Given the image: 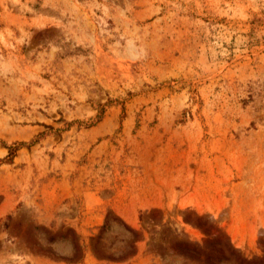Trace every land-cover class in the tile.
I'll return each instance as SVG.
<instances>
[{"label":"rangeland","instance_id":"obj_1","mask_svg":"<svg viewBox=\"0 0 264 264\" xmlns=\"http://www.w3.org/2000/svg\"><path fill=\"white\" fill-rule=\"evenodd\" d=\"M227 243L264 264V0H0V264Z\"/></svg>","mask_w":264,"mask_h":264},{"label":"trees","instance_id":"obj_2","mask_svg":"<svg viewBox=\"0 0 264 264\" xmlns=\"http://www.w3.org/2000/svg\"><path fill=\"white\" fill-rule=\"evenodd\" d=\"M23 146V143H17V144H14L12 146H8L6 147V150H7V156H6V161H10L13 157V153L19 148V147H22ZM107 218V217H106ZM118 222L122 223L118 218H115ZM124 225V224H123ZM105 227H106V221L101 225L100 227V230L101 232L103 230H105ZM125 229H127L128 231H132L130 230L127 226H125ZM60 238H66V236H60ZM97 238H99V235L97 236ZM49 240H53V237H49L48 238ZM72 243V248H73V251H74V254L78 251V246L77 244L75 243L74 240L71 241ZM213 243L211 242H206V246H212ZM206 257L205 258H208L210 256H208V254L205 255ZM212 258V257H211ZM213 259V258H212ZM214 259H215V263H220L221 261H228L230 259L233 260V262L235 264H247V263H244L242 262L241 260H239L233 253V250L232 248L229 246V244H223L222 248H219L217 250V254L214 256Z\"/></svg>","mask_w":264,"mask_h":264}]
</instances>
